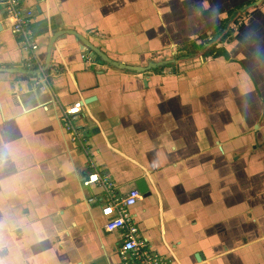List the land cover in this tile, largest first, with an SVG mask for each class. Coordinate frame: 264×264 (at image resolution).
<instances>
[{
    "label": "crops",
    "instance_id": "obj_1",
    "mask_svg": "<svg viewBox=\"0 0 264 264\" xmlns=\"http://www.w3.org/2000/svg\"><path fill=\"white\" fill-rule=\"evenodd\" d=\"M255 1L22 0L28 55L0 0V264H118L95 172L145 181L131 214L166 264H264ZM77 100L87 149L62 124Z\"/></svg>",
    "mask_w": 264,
    "mask_h": 264
},
{
    "label": "built area",
    "instance_id": "obj_2",
    "mask_svg": "<svg viewBox=\"0 0 264 264\" xmlns=\"http://www.w3.org/2000/svg\"><path fill=\"white\" fill-rule=\"evenodd\" d=\"M2 1L7 15L12 20L14 33L22 39L23 51L28 55L33 54L38 50V44L31 33L32 12H23L22 0ZM18 85L20 91L29 92L31 90L27 83L21 82ZM42 90L47 91L46 87H42ZM82 103V100H77L65 109L62 115V124L70 134L71 140L87 149L89 147L88 138L77 127ZM94 184L104 187L109 196V201L102 208V214L107 218L104 225L105 231L125 234L118 250V264H166L165 260L154 252L149 242L141 237L137 221L134 219L135 216L131 214V208L142 198L141 192L135 188L127 195L122 196L116 192L114 181L97 172L92 173L83 181L84 187Z\"/></svg>",
    "mask_w": 264,
    "mask_h": 264
},
{
    "label": "water",
    "instance_id": "obj_3",
    "mask_svg": "<svg viewBox=\"0 0 264 264\" xmlns=\"http://www.w3.org/2000/svg\"><path fill=\"white\" fill-rule=\"evenodd\" d=\"M261 3V2H260ZM258 1H255V3H252V4H254L253 6L255 7V6H258L259 4H260ZM84 45V44H83ZM105 57V56H104ZM107 58V57H106ZM111 61V60H110ZM117 63V62H116ZM118 64V63H117ZM119 65V64H118ZM123 68V70H125V71H131L132 69H130L129 67H122ZM138 188H139V190H140V192L142 193V194H147L148 193V190H149V188H148V186L146 185V183H145V181H140L139 182V184H138Z\"/></svg>",
    "mask_w": 264,
    "mask_h": 264
},
{
    "label": "trees",
    "instance_id": "obj_4",
    "mask_svg": "<svg viewBox=\"0 0 264 264\" xmlns=\"http://www.w3.org/2000/svg\"><path fill=\"white\" fill-rule=\"evenodd\" d=\"M214 50H217V49H216V47H215V49H214ZM219 50H223V51H225V49H224V48H222V49H219ZM228 57H230V56L228 55Z\"/></svg>",
    "mask_w": 264,
    "mask_h": 264
},
{
    "label": "bare ground",
    "instance_id": "obj_5",
    "mask_svg": "<svg viewBox=\"0 0 264 264\" xmlns=\"http://www.w3.org/2000/svg\"><path fill=\"white\" fill-rule=\"evenodd\" d=\"M262 1H264V0H258V2H262ZM134 70H131V72H133Z\"/></svg>",
    "mask_w": 264,
    "mask_h": 264
},
{
    "label": "rangeland",
    "instance_id": "obj_6",
    "mask_svg": "<svg viewBox=\"0 0 264 264\" xmlns=\"http://www.w3.org/2000/svg\"><path fill=\"white\" fill-rule=\"evenodd\" d=\"M253 3H255V2H253ZM178 52V51H177Z\"/></svg>",
    "mask_w": 264,
    "mask_h": 264
}]
</instances>
